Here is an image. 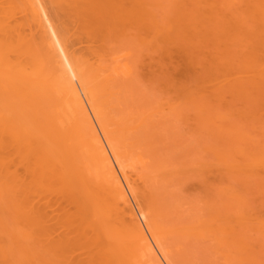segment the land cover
I'll return each instance as SVG.
<instances>
[{"label":"bare ground","instance_id":"6f19581e","mask_svg":"<svg viewBox=\"0 0 264 264\" xmlns=\"http://www.w3.org/2000/svg\"><path fill=\"white\" fill-rule=\"evenodd\" d=\"M216 1L200 6L196 15L186 11L160 23L142 0H0L2 264H143L146 258L151 264L168 263L159 244L158 220L132 205L130 194L136 188L125 170V150L120 146L125 139L119 141L121 133L115 135L114 118L102 98L109 92L106 83L96 86L102 66L94 61L95 44L109 32H120V24L138 25L168 43L176 38L186 42L207 36L233 38L242 47L239 62L220 56L218 48L210 54L211 69L217 66L225 77L223 81L218 77L221 82L212 77L220 82L213 81L215 91L264 89V0H240L243 9H230L228 14L232 1ZM50 3H55L54 12L63 11L61 15L77 23L74 27L71 22L73 33L79 30L75 35L88 42L83 54L71 50L69 36H76L69 34L68 21L67 27L57 23L59 19L65 23L64 16L54 13L57 20ZM86 52H91L92 61ZM248 156L233 167L264 174V147ZM234 218L246 228L252 226L245 214ZM259 222L264 231V219ZM222 229L228 237L244 232L227 224ZM78 250L87 256L77 252L75 257Z\"/></svg>","mask_w":264,"mask_h":264},{"label":"rangeland","instance_id":"374dc122","mask_svg":"<svg viewBox=\"0 0 264 264\" xmlns=\"http://www.w3.org/2000/svg\"><path fill=\"white\" fill-rule=\"evenodd\" d=\"M142 1L146 4L142 2L147 7L146 11L154 14L160 23L175 20L186 11L196 15L200 6L202 8V5L212 2ZM231 1L232 8L226 14L230 9H243L240 0ZM53 4L50 3L52 10H56ZM55 10L53 14L59 12ZM59 13V16L65 15ZM57 14H54L56 19L59 17ZM62 19L61 23H65L60 24V19L57 23L65 26L68 21L69 26L65 27L71 28L69 34L75 32L71 23L74 19L69 21L66 16ZM73 26L78 27L77 23ZM75 34L73 36L77 38L69 36L70 48L77 54H83L88 42ZM211 37H203L206 43L203 38L188 39L187 42L176 38L168 43L153 38L138 25L120 24V32H109L103 40L99 38L98 46L95 44L98 47L96 49L95 46L94 52L97 58H93L102 68L99 70L100 79L97 78V84H94L99 87L102 83L107 85L109 92L102 98H106V108L114 118L115 135L121 133L119 141L123 137L125 139L120 141V146L126 151L121 149L126 157L125 170L136 188V194H130L132 205L136 210L140 208L148 212L155 222L158 220L156 224L161 227L158 238L162 233L159 244L168 260L165 264H264V231L259 222L264 219V174L232 165L243 162L248 155L253 156L264 147V95H261L264 89L215 91L216 84L225 77L217 66L211 69L214 64L210 54L218 48L215 51H220V56L224 54L237 62L242 47L233 38ZM227 39L229 42L225 41ZM86 53L85 57L88 55L90 59L91 52ZM100 66L97 65L98 69ZM206 71L210 72L207 74ZM220 76L222 80L218 78ZM213 81L217 83L212 86ZM96 125L99 128L97 122ZM243 150L246 153L244 157ZM233 157L234 162L230 163ZM1 201L0 205L4 203ZM240 213L250 218L252 222L248 223L252 226L248 225L251 227L246 228L243 221L237 223L234 217ZM227 217L230 221L225 220ZM140 219L147 226L146 221ZM233 219L242 226L237 227ZM222 222L236 230L242 228L238 231H244L243 235L237 238L233 234L236 238L233 236L235 239L230 240L233 237L225 234L222 226L225 228L226 224ZM219 226L224 231L221 236ZM202 229L204 234H198ZM208 230L210 232H206ZM1 238L2 235V241ZM240 240L242 242H238ZM80 251H76L74 256L77 257V252L81 255L83 251ZM82 255L87 256L85 253ZM149 260L144 259L143 264H148Z\"/></svg>","mask_w":264,"mask_h":264}]
</instances>
